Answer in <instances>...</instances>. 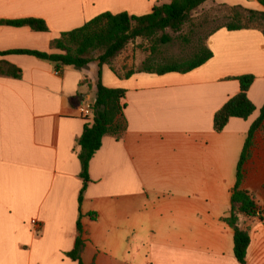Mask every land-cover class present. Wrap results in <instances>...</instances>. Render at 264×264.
Instances as JSON below:
<instances>
[{
  "label": "crops",
  "instance_id": "0c3cea01",
  "mask_svg": "<svg viewBox=\"0 0 264 264\" xmlns=\"http://www.w3.org/2000/svg\"><path fill=\"white\" fill-rule=\"evenodd\" d=\"M172 0H0V19H43L47 31L0 24V52L52 46L63 32L104 12L142 16ZM264 11L262 0H208ZM213 57L185 73L129 72L95 60L82 68L27 53L0 54L22 76L0 74V264H79L68 254L78 237L84 264H239L232 212L238 164L264 105V33L260 28L213 31ZM119 65V64H118ZM253 74L256 105L223 131L217 111ZM123 88L127 130L105 135L84 186L79 158L99 81ZM243 190L259 213L240 215L248 230V264H264V122L243 166ZM33 220L39 222L34 225ZM81 225V231L78 225Z\"/></svg>",
  "mask_w": 264,
  "mask_h": 264
},
{
  "label": "trees",
  "instance_id": "16d2710c",
  "mask_svg": "<svg viewBox=\"0 0 264 264\" xmlns=\"http://www.w3.org/2000/svg\"><path fill=\"white\" fill-rule=\"evenodd\" d=\"M207 1L172 0L170 3L156 5L151 13L142 16L131 15L127 12L117 14L104 12L87 21L81 27L63 32L59 38L54 39L52 46L60 49L61 53L14 50L0 52V54L27 53L55 63L58 69L63 66L82 68L95 60H98L101 65L110 64L131 42L136 41L138 38H144L150 42L151 55L154 56L160 52L162 46L173 41L174 38L171 32L180 33L191 22L192 12ZM261 2L264 5V0ZM230 9L231 14L228 16V22L220 27H225L229 30L260 28L264 33V11L248 9L242 6H234ZM0 24L27 25L37 31L48 30L46 22L39 18L0 19ZM209 36L206 37L207 39L200 40L188 57L179 60H166L157 66H154V63L149 61L148 58L145 61L144 68L138 71L158 74L189 72L213 57V51L207 43ZM149 62L151 63L149 64ZM135 71L130 70L126 76H130ZM0 74L20 78L22 70L13 64L1 61ZM236 78L240 82L241 90L216 112L214 127L218 132L224 130L232 117L248 119L256 110V105L248 95V91L255 81V76L253 74H244ZM125 96L126 90L123 88L107 87L101 80L97 84V98L92 107L94 122L85 124L84 131L78 139V146L80 147L79 158L82 163L81 176L84 179L80 201L83 200L84 191L90 181V161L101 148L104 136L113 135L121 139L127 130V119L124 112L126 105L123 102ZM263 122L264 105L261 108L260 116L250 128L238 164L237 183L232 196V212L229 217L225 218L226 222L235 230L234 252L239 264H248L247 253L251 243L249 231L241 229L238 225L240 215L254 216L258 211L254 198L248 191L241 188L243 166L251 155L254 134ZM78 228L81 231L80 224ZM83 249L84 241L81 237H78L75 248L68 255L72 259L77 260L79 264H84L81 259Z\"/></svg>",
  "mask_w": 264,
  "mask_h": 264
},
{
  "label": "rangeland",
  "instance_id": "374dc122",
  "mask_svg": "<svg viewBox=\"0 0 264 264\" xmlns=\"http://www.w3.org/2000/svg\"><path fill=\"white\" fill-rule=\"evenodd\" d=\"M230 14V7L206 2L192 12L191 22L180 33L171 32L173 41L162 46L159 53L152 56L150 42L144 38H138L131 42L112 62L115 68L118 67L121 70L123 67L125 72H128L143 69L148 58L154 66H157L166 60L188 57L200 40L205 39L218 27L228 22ZM148 261L150 258L144 256L140 264H148Z\"/></svg>",
  "mask_w": 264,
  "mask_h": 264
},
{
  "label": "built area",
  "instance_id": "2783aa9c",
  "mask_svg": "<svg viewBox=\"0 0 264 264\" xmlns=\"http://www.w3.org/2000/svg\"><path fill=\"white\" fill-rule=\"evenodd\" d=\"M92 105H89V104H86V105H84V108H83V112L85 113V115L87 116L90 112H91V110H92ZM259 213V210L257 211V214ZM33 223H34V225H36V226H38V228L40 227L39 225V222L38 221H36V220H33Z\"/></svg>",
  "mask_w": 264,
  "mask_h": 264
}]
</instances>
